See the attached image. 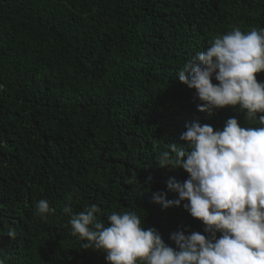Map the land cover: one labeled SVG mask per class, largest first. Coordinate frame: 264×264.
<instances>
[{
  "label": "trees",
  "instance_id": "obj_1",
  "mask_svg": "<svg viewBox=\"0 0 264 264\" xmlns=\"http://www.w3.org/2000/svg\"><path fill=\"white\" fill-rule=\"evenodd\" d=\"M233 27L264 29V0H0L5 264H108L72 235L65 206L75 214L96 204L105 223L112 212L135 211L173 248L174 231L208 235L186 201L165 208L153 194L179 199L166 181L188 174L161 167L160 156L183 146L187 123L216 130L235 117L255 126L238 106L199 111L195 89L177 76ZM41 199L54 209L46 218L34 215Z\"/></svg>",
  "mask_w": 264,
  "mask_h": 264
},
{
  "label": "clouds",
  "instance_id": "obj_2",
  "mask_svg": "<svg viewBox=\"0 0 264 264\" xmlns=\"http://www.w3.org/2000/svg\"><path fill=\"white\" fill-rule=\"evenodd\" d=\"M261 72L264 29L242 32L233 27L214 37L177 74L180 82L195 89L202 102L199 111L238 106L255 125L242 126L232 117L214 130L193 121L179 136L183 146L169 145L160 156L161 167H179L188 176L182 183L166 181L179 199L168 200L158 191L154 200L165 208L186 201L184 209L203 223L207 236L174 231L169 236L173 248L155 227L144 228L135 211L112 212L105 223L98 219L96 204L75 214L65 206L72 235L87 242L83 248L102 250L108 264H264V81L256 78ZM52 211L41 199L34 215L46 218ZM6 234L14 240L17 231L10 225Z\"/></svg>",
  "mask_w": 264,
  "mask_h": 264
}]
</instances>
